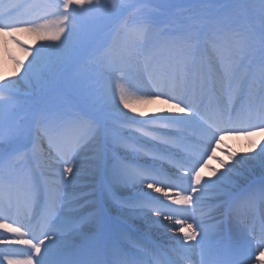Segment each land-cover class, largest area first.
<instances>
[{"label": "snow or ice", "instance_id": "snow-or-ice-1", "mask_svg": "<svg viewBox=\"0 0 264 264\" xmlns=\"http://www.w3.org/2000/svg\"><path fill=\"white\" fill-rule=\"evenodd\" d=\"M138 4L133 13L126 0H0V40L25 54L0 77V116L21 82L80 69L72 110L50 109L35 141L30 127L0 125V264H142L125 245L128 219L163 228L170 241L147 264L194 255L198 264H264V220L259 229L227 218L209 226L201 214L238 165L264 170V141L228 151V162L216 156L225 137L264 131V0L258 9L249 0H188L203 15L173 12L179 0ZM100 22L118 25L119 56L102 51L107 41L95 47ZM24 32L38 46L18 37ZM156 102L167 107L145 111ZM213 159L220 168L203 177ZM99 177L74 201L91 205L86 235L81 213L64 211L61 189ZM111 209L123 215L119 227Z\"/></svg>", "mask_w": 264, "mask_h": 264}, {"label": "bare ground", "instance_id": "bare-ground-1", "mask_svg": "<svg viewBox=\"0 0 264 264\" xmlns=\"http://www.w3.org/2000/svg\"><path fill=\"white\" fill-rule=\"evenodd\" d=\"M5 2H7V0H5ZM25 2H32V0H25ZM17 35L29 47H36L39 44V41H36L34 35L31 33L24 32V33H19ZM114 38L115 36L113 37V39ZM109 50H111V55L113 57H117L120 55L118 48H116L113 45V42H111V45L106 49V51H109ZM13 57H16L17 59H25L24 51L20 49L19 47H17L11 40H8L6 43L0 40V77L11 76L12 73L15 71V64L13 63V59H12ZM27 59L30 60L31 55H29ZM143 59H144L143 56H141L140 57L141 65L143 63ZM25 62H27V60ZM59 75L53 72L52 74H46L45 77L40 81L32 79L30 82H21V84L17 85L16 95L14 97V101H17V102H16V108L14 111L19 112L22 109V104L20 101L25 100L28 95H31L32 93H36L38 91V87L42 83H46V84L51 83L52 80ZM160 107H167V106L161 105L159 102H156L153 104L146 105L145 111H147L148 113H154ZM258 141H264V131H257L252 136L241 134L239 136L225 137L223 144L219 146L216 152V156L219 157L221 160L228 162L229 161V157L227 154L228 151H231L237 154L248 153L250 149H252L253 144ZM209 165L210 166L208 168H204L201 170V175L203 177H211L212 169L220 168L219 161L216 159L209 161ZM239 166L242 169V171L240 170L236 171L234 173V176H232L227 181L229 186L224 189L225 193L231 190L238 182H240L241 180H243L244 178L248 176H251V177L255 175L264 176V170H262L258 164L257 165L244 164V165H239ZM100 178L102 179V177ZM69 179H71V177H69ZM82 181L83 180L75 182V186L70 187L67 192H64V190L61 189V195L64 196L63 202L66 205H69L68 207H65L64 211L72 212L73 210H75L76 212L81 213L82 215L81 227L83 229H90L92 225L89 224L87 221L91 215V212L82 211V208L89 202L81 199L79 204L74 203L76 199L81 197V192L75 191V187L80 185ZM215 195H217L216 191L210 196H208L209 198L205 197L204 203H202L201 205V214L203 215V218L205 220L209 218L208 215L211 213H216L218 217L220 215L219 214V210L221 206L220 200H210L211 197H214ZM113 210H115L116 212H120L116 209H113ZM261 216L264 217V199L262 200V203L259 206L239 204L235 208L232 207L230 218H231V221H238L241 224L247 223L251 225L254 223L256 225V222H254L255 219H258ZM218 220H220V218H218ZM218 220H216V222ZM127 221L128 222L130 221L131 223H133L137 230H141L143 233L156 239L160 246L167 247L168 244L170 243V241L166 239L165 230L163 228H159L147 220L136 219L133 221L132 219H128ZM165 223H168V222L165 221ZM172 233L173 232H168L167 235L168 236L175 235ZM149 249H150L151 254L154 257V253L156 249L153 247H149ZM261 259H264V257H261ZM186 264H198V257L194 255L193 260L186 261Z\"/></svg>", "mask_w": 264, "mask_h": 264}, {"label": "rangeland", "instance_id": "rangeland-1", "mask_svg": "<svg viewBox=\"0 0 264 264\" xmlns=\"http://www.w3.org/2000/svg\"><path fill=\"white\" fill-rule=\"evenodd\" d=\"M251 4L255 5L257 9L259 8V4H256L255 2H251ZM179 12H185L187 14H191V13L200 14V13H203V10H201L200 8H192L190 11H179ZM104 24H105L104 22H100V23L97 24V26H101L102 27ZM237 168H239V166H237ZM89 208H91V207H86L85 210H87Z\"/></svg>", "mask_w": 264, "mask_h": 264}]
</instances>
